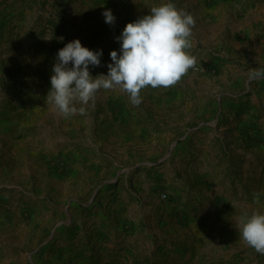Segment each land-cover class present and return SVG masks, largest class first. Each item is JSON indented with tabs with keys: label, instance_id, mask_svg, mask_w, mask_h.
I'll list each match as a JSON object with an SVG mask.
<instances>
[{
	"label": "rangeland",
	"instance_id": "374dc122",
	"mask_svg": "<svg viewBox=\"0 0 264 264\" xmlns=\"http://www.w3.org/2000/svg\"><path fill=\"white\" fill-rule=\"evenodd\" d=\"M160 2L0 0V264H264L236 227L264 211V78H248L264 0H174L196 63L139 105L119 86L67 118L48 100L59 48L103 49L90 68L107 73L115 37Z\"/></svg>",
	"mask_w": 264,
	"mask_h": 264
},
{
	"label": "clouds",
	"instance_id": "9594fccd",
	"mask_svg": "<svg viewBox=\"0 0 264 264\" xmlns=\"http://www.w3.org/2000/svg\"><path fill=\"white\" fill-rule=\"evenodd\" d=\"M102 15L106 23L115 22L110 8H105ZM194 24L193 14L178 8L174 0L152 5L147 14L125 24L115 37L119 49L109 52L107 73L96 75L90 66L101 65L103 49L89 48L79 38L68 41L54 58L47 94L49 102L67 118L84 114L85 106L99 89L119 86L128 94L131 104H141L142 88L173 85L195 65L197 58L190 51ZM248 78H264V69L251 68ZM236 227L248 245L264 254V211L254 209L243 213Z\"/></svg>",
	"mask_w": 264,
	"mask_h": 264
},
{
	"label": "crops",
	"instance_id": "0c3cea01",
	"mask_svg": "<svg viewBox=\"0 0 264 264\" xmlns=\"http://www.w3.org/2000/svg\"><path fill=\"white\" fill-rule=\"evenodd\" d=\"M220 9H221V5H220V3H217L216 4V7L215 6H212V8H211V10L210 11H212V10H214V11H216V12H218V11H220ZM208 10H209V8H206V12L204 13V15H203V22H207V23H210V22H212L214 19H215V17H214V15L212 14V12H208ZM250 44V42H247V43H243V42H240V43H236V52L237 51H239V52H243V50H244V46L245 45H247V47H248V45ZM250 46V45H249ZM128 122V123H127ZM126 122V124H120L119 126H118V128H116V131L118 132V137H119V135H123V134H125L126 132H130V128H131V123L129 122V121H127ZM79 165H83V163H78ZM80 174V173H79ZM68 177V176H67ZM81 180H84L83 178H81Z\"/></svg>",
	"mask_w": 264,
	"mask_h": 264
},
{
	"label": "built area",
	"instance_id": "2783aa9c",
	"mask_svg": "<svg viewBox=\"0 0 264 264\" xmlns=\"http://www.w3.org/2000/svg\"><path fill=\"white\" fill-rule=\"evenodd\" d=\"M194 69H195L196 71H199V70H200L199 67H197V66H196ZM163 197H166V195L164 194Z\"/></svg>",
	"mask_w": 264,
	"mask_h": 264
}]
</instances>
